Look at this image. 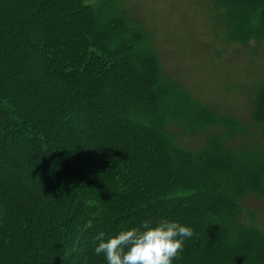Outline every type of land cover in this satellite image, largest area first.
<instances>
[{"label":"trees","instance_id":"obj_1","mask_svg":"<svg viewBox=\"0 0 264 264\" xmlns=\"http://www.w3.org/2000/svg\"><path fill=\"white\" fill-rule=\"evenodd\" d=\"M223 1L236 42L264 36V0ZM14 2L6 8V38L14 30L11 20L23 13L31 27L35 15L51 6L55 18L65 11L64 31L41 32L35 44L38 58L33 62L43 76L42 88L87 97L83 107L92 97L113 92L115 99L106 105L118 117L124 113L122 125L130 133L106 132L104 138L112 145L101 156V170L84 153L73 152L74 146L58 144L60 128L51 129L36 117L20 90L0 75L2 133L19 136L28 154L35 143L54 161L50 168L57 176L69 180L66 189L53 192L62 200L58 208L45 214L46 207L40 210L36 202L28 208L23 187L10 188L0 176V264L4 259H12L10 264H106L102 254L94 253L98 232L112 233L162 216L194 229L173 264H251L250 258L252 264H264V232L242 220L243 198L253 194L264 200V150L229 145L239 132L238 122L216 115L163 75L146 32L114 8L112 0ZM125 73L127 80L121 79ZM109 110L105 116H111ZM253 117L263 126L264 139V85L255 97ZM209 127L218 130L200 149L181 144V134L208 133ZM43 173L38 169L28 179L40 191L51 190ZM95 175L100 187L90 183Z\"/></svg>","mask_w":264,"mask_h":264},{"label":"rangeland","instance_id":"obj_2","mask_svg":"<svg viewBox=\"0 0 264 264\" xmlns=\"http://www.w3.org/2000/svg\"><path fill=\"white\" fill-rule=\"evenodd\" d=\"M12 5H15L14 0L0 2V75L20 90L25 102L35 110L36 117L48 123L51 129L60 128L56 138L58 144L74 146L73 152L84 153L86 159L95 161L103 170L101 156L112 145L104 138L106 132L121 133L123 137L130 133L122 125L124 113L119 118L106 105L116 95L110 92V95L102 94L106 98L101 95L92 97L89 105L83 107L87 97L66 91L53 94L42 88L43 76L33 62L38 58L35 44L39 42L41 32L60 35L64 31L65 11L62 9L55 18L51 6L39 17L35 15L31 27L25 23L28 18L23 13L11 20L17 27L14 26L6 38L2 27L9 23L5 17H9ZM112 6L146 32L163 75L176 81L194 100L209 106L216 115L238 122L239 132L229 141L232 148L249 144L264 150L263 126L253 117L255 97L264 85V36L245 44L236 42L229 32L228 10L223 7V0H112ZM24 23L27 26L23 31ZM126 78H130L128 73L122 74L121 79ZM58 101L65 102V108L57 107L55 103ZM107 109L112 111L110 117L105 116ZM95 113L101 115L100 120ZM3 123L0 116V176L6 179L8 187L24 188L27 197L31 198V204L27 197L22 198L28 208H34L38 203L40 210L46 207L43 209L45 214L52 212L62 202L61 197L53 192L66 189L69 180L57 176L50 168L54 161L39 152L35 143H30L33 153L28 154L27 144L19 136L9 138L7 133L3 134ZM174 128V131L178 130ZM207 130L208 133H180L181 144L200 149L207 136L218 129L209 127ZM38 169H44L43 177L52 186L51 190L40 191L28 179L30 173ZM96 177H91L90 183L100 187ZM10 188L9 192H12ZM18 203L13 200L14 206ZM242 206L243 222L264 232V200L248 195L242 199ZM252 260L254 262L249 259L251 264ZM10 263L12 259H4L3 264Z\"/></svg>","mask_w":264,"mask_h":264},{"label":"clouds","instance_id":"obj_3","mask_svg":"<svg viewBox=\"0 0 264 264\" xmlns=\"http://www.w3.org/2000/svg\"><path fill=\"white\" fill-rule=\"evenodd\" d=\"M193 235L194 229L179 220L148 218L112 233L98 232L94 253L102 254L106 264H173Z\"/></svg>","mask_w":264,"mask_h":264}]
</instances>
